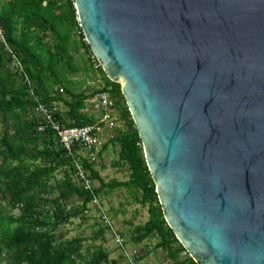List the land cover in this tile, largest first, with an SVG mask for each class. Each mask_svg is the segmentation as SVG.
Segmentation results:
<instances>
[{"label":"water","instance_id":"water-1","mask_svg":"<svg viewBox=\"0 0 264 264\" xmlns=\"http://www.w3.org/2000/svg\"><path fill=\"white\" fill-rule=\"evenodd\" d=\"M163 215L200 264H264V0H74ZM119 81V80H118Z\"/></svg>","mask_w":264,"mask_h":264},{"label":"trees","instance_id":"trees-1","mask_svg":"<svg viewBox=\"0 0 264 264\" xmlns=\"http://www.w3.org/2000/svg\"><path fill=\"white\" fill-rule=\"evenodd\" d=\"M0 29V264H114L102 244L87 245L89 238L82 234L65 237L59 227L74 217L82 222L94 196L121 187L148 214L130 229L134 242L156 238L154 248H160L170 264H200L164 218L121 84L106 75L92 53L74 0H0ZM80 55L86 74L76 80ZM17 61L21 72L15 67ZM96 77L98 87L87 90L84 78ZM99 92L112 100L110 121L102 123L107 137L99 158L109 144L117 146L112 165L127 167L129 173L126 179L105 180L98 161L83 158L94 184L87 190L75 173L77 149L68 154L50 126L38 129L36 105L44 103L62 126L94 124L104 109L97 99L96 108L88 102ZM74 195L80 205L68 208ZM101 216L93 239H102L110 230Z\"/></svg>","mask_w":264,"mask_h":264},{"label":"rangeland","instance_id":"rangeland-1","mask_svg":"<svg viewBox=\"0 0 264 264\" xmlns=\"http://www.w3.org/2000/svg\"><path fill=\"white\" fill-rule=\"evenodd\" d=\"M78 64L81 70L75 75L73 74L74 77L78 78L76 80L81 79L83 75L86 74L81 55L78 56ZM84 79L87 90L97 88L99 85L96 79ZM118 80L122 84L120 78H118ZM95 99V96L89 99L88 103L91 104L90 108H96L97 104L95 105ZM105 137H107L106 134H104L103 141ZM117 150V146L109 144L102 156L97 160V168L101 171V176L105 180H110L112 178L126 179L128 177L129 170L127 167L119 168L112 165L113 160L117 158ZM102 165L104 167H102ZM95 185H98V181H95ZM98 200L103 210L111 215V218H109L112 222L113 231H107L102 239L92 238L94 230H96L98 226L95 222H97L99 210L90 201L88 204V212L85 213L87 215L85 220L81 222V217L71 218L69 222L63 223L59 227V233L63 234L65 237L82 234L89 238L85 241V244H102L109 252L110 259L115 261L114 264H132L129 259L123 255L124 253H127V256L133 259L134 264H170L171 261L165 258L161 249L154 248L157 241L156 238L144 239L140 242H134L131 239L130 229H132L135 224L143 223L147 219L148 214L146 207L135 202L125 188H115L108 193L101 192ZM68 202V208L72 205H80V199L77 195L72 196ZM117 233L124 239L122 246L116 242L115 236ZM137 254L141 255L140 258H136Z\"/></svg>","mask_w":264,"mask_h":264},{"label":"built area","instance_id":"built-area-1","mask_svg":"<svg viewBox=\"0 0 264 264\" xmlns=\"http://www.w3.org/2000/svg\"><path fill=\"white\" fill-rule=\"evenodd\" d=\"M2 31L0 29V36ZM15 67L21 72L22 68L20 63L15 62ZM25 82H29L27 76H24ZM98 105L104 109L103 115L100 117L99 122L87 125H74V126H62L56 119L53 118L52 111L46 107L42 102L36 105V110L39 114L38 129L44 130L47 126H50L57 134L59 142L64 147L68 154L75 153V166L76 177L84 189L92 190L93 182L88 176V171L84 169L82 165L83 158L87 161L94 163L99 159L100 149L104 138V129L102 123L110 121L109 111L112 107V100L109 99L106 93L99 92L96 94ZM111 127V122L109 123ZM91 203L99 210V214H102V224L108 225L110 230L112 229V222L109 216L103 210L101 203L98 200V196H94ZM116 242L119 245H123V237L118 233L115 236ZM129 261L134 264L133 259L127 256V253L123 254Z\"/></svg>","mask_w":264,"mask_h":264},{"label":"crops","instance_id":"crops-1","mask_svg":"<svg viewBox=\"0 0 264 264\" xmlns=\"http://www.w3.org/2000/svg\"><path fill=\"white\" fill-rule=\"evenodd\" d=\"M95 79H96L97 82H99V77H96ZM87 80H88V79H87Z\"/></svg>","mask_w":264,"mask_h":264}]
</instances>
